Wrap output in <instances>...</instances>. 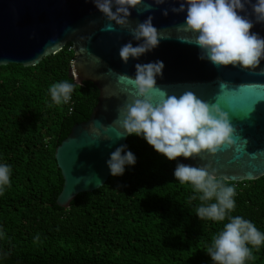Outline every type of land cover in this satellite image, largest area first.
Listing matches in <instances>:
<instances>
[{"label":"trees","instance_id":"16d2710c","mask_svg":"<svg viewBox=\"0 0 264 264\" xmlns=\"http://www.w3.org/2000/svg\"><path fill=\"white\" fill-rule=\"evenodd\" d=\"M75 58L68 43L37 65H0V162L12 167L0 195V264H213L207 248L227 220H200L197 194L173 175L177 162L141 137H128L138 160L123 176L58 205L56 148L100 96L93 82L76 81ZM64 80L77 86L69 103L56 105L49 88ZM227 182L237 192L231 215L264 231V176ZM252 253L246 264H264V246Z\"/></svg>","mask_w":264,"mask_h":264},{"label":"water","instance_id":"95a60500","mask_svg":"<svg viewBox=\"0 0 264 264\" xmlns=\"http://www.w3.org/2000/svg\"><path fill=\"white\" fill-rule=\"evenodd\" d=\"M172 6L178 7V0H166L161 5L143 0L132 9L130 28L112 22L113 29H109L110 22L92 0H0V65H37L72 43L76 55L73 76L78 83L91 81L100 90L90 118L75 124L56 148L64 178L57 198L59 206L70 207L78 194L93 192L108 181L110 153L127 145L129 137L122 124V109L132 102L136 91L121 77H134L137 63L157 60L166 65L163 77H157L158 88L177 96L191 91L205 102L218 103L229 113L236 129V143L231 147L226 145L214 155L206 152L178 159L193 166H208L226 181L264 176V60L257 69L216 66L201 60V50L188 42L193 35L180 27L186 13H172ZM165 9L168 16L163 14ZM149 16L160 30V45L125 64L119 50L129 41L134 46L140 43L133 40L131 29ZM252 31L264 36V24H256ZM81 48L86 51L81 52ZM154 96L158 102L159 95Z\"/></svg>","mask_w":264,"mask_h":264},{"label":"clouds","instance_id":"9594fccd","mask_svg":"<svg viewBox=\"0 0 264 264\" xmlns=\"http://www.w3.org/2000/svg\"><path fill=\"white\" fill-rule=\"evenodd\" d=\"M92 3L110 22L108 28L113 29L112 22L130 28L132 9L143 0H92ZM155 3L161 5L166 0ZM178 4L172 6L171 12L186 13L185 23L180 27L193 35L194 39L188 42L201 50V60L216 66L260 68L264 60V36L252 29L256 24H264V0H178ZM163 14L168 16L169 10L165 9ZM153 20L149 16L131 29L133 40L140 43L134 46L129 41L120 48L119 55L125 64L159 47L160 30ZM83 51L86 49L81 48ZM165 67L163 60L137 63L134 77L127 74L121 77L136 89L132 102L122 109L123 127L128 136L143 138L156 152L177 162L173 175L197 194L193 199L201 201L195 209L200 220H227L207 248L213 264H246L254 258L252 249L264 246V231L243 216L231 215L236 209V186L219 178L208 166H193L178 159L195 158L206 152L214 155L226 145L231 147L236 143V129L229 113L218 103L205 102L191 91L177 96L158 88L157 77H163ZM76 86L67 80L52 84L51 100L56 105L69 103ZM154 93L160 97L158 102ZM137 160L128 145L123 144L110 153L107 166L112 176H123ZM11 175V165L0 162V195L11 185ZM4 236L0 228V239Z\"/></svg>","mask_w":264,"mask_h":264},{"label":"snow or ice","instance_id":"6c2138e0","mask_svg":"<svg viewBox=\"0 0 264 264\" xmlns=\"http://www.w3.org/2000/svg\"><path fill=\"white\" fill-rule=\"evenodd\" d=\"M235 90H238V88H237V89H235Z\"/></svg>","mask_w":264,"mask_h":264}]
</instances>
